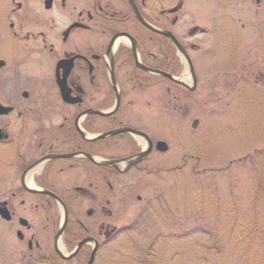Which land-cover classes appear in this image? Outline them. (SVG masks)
Listing matches in <instances>:
<instances>
[{
    "label": "flooded vegetation",
    "instance_id": "1",
    "mask_svg": "<svg viewBox=\"0 0 264 264\" xmlns=\"http://www.w3.org/2000/svg\"><path fill=\"white\" fill-rule=\"evenodd\" d=\"M211 12L209 0H0V260L98 264L119 233L115 176L147 158L109 165L144 143L112 132L147 135L131 92L178 86L154 73L178 79L176 46L194 71L189 40L208 35L195 19Z\"/></svg>",
    "mask_w": 264,
    "mask_h": 264
},
{
    "label": "rangeland",
    "instance_id": "2",
    "mask_svg": "<svg viewBox=\"0 0 264 264\" xmlns=\"http://www.w3.org/2000/svg\"><path fill=\"white\" fill-rule=\"evenodd\" d=\"M209 3L211 21L195 19L208 35L189 40L201 48L195 88L130 94L132 116L168 149L115 176L119 233L98 264H264V0ZM185 72L178 79L192 88ZM170 224L192 235L168 241Z\"/></svg>",
    "mask_w": 264,
    "mask_h": 264
},
{
    "label": "water",
    "instance_id": "3",
    "mask_svg": "<svg viewBox=\"0 0 264 264\" xmlns=\"http://www.w3.org/2000/svg\"><path fill=\"white\" fill-rule=\"evenodd\" d=\"M176 47H177V49L179 50L181 56L185 57L184 52L182 51V49H181L179 46H176ZM185 58H186V57H185ZM187 61H188V60H187ZM188 66H189V71H190V73L192 74V66L190 65L189 62H188ZM154 73L157 74V75H158V74H159V75H162V76H164V77H166V78H168V79H170V80H173V78H171V76H169V75H167V74H165V73H160V72H157V71H155ZM192 78H193V75H192ZM175 82L181 83V84H179V85H182V86L187 87L185 84H183V83L180 82V81H175ZM193 82H194V78H193ZM192 85H193L192 88H189V87H187V88H188L189 90L193 89L194 86H195V84H192ZM112 133H113V134H118V133H130L131 135H134V136H136V137H142V138L146 141V143H147V148H146L144 151H141V152L138 153L137 155L133 156L131 159L123 160V161H125V165H126V168H125V169H128L129 167H131V166L137 164L138 162H140V161H141L143 158H145V157L150 153V151H151V142H150V140L147 138V136L144 135V134H142V133H139V132H137V131H135V130H131V129H118V130H116V131H114V132H112ZM155 148H156V150L159 151V152H165V151L167 150V146H166V144H165L164 142H157V143L155 144ZM115 164H116V162H110V163H109V165H115ZM93 255H94V252L92 253L91 258L89 259V261H88L87 264H91L92 259H93Z\"/></svg>",
    "mask_w": 264,
    "mask_h": 264
},
{
    "label": "trees",
    "instance_id": "4",
    "mask_svg": "<svg viewBox=\"0 0 264 264\" xmlns=\"http://www.w3.org/2000/svg\"><path fill=\"white\" fill-rule=\"evenodd\" d=\"M180 224L183 225L182 223H180ZM173 227L175 228V225L174 226H172V224L167 225V229L172 231V232H170V235L168 237V241L173 240V239H171V234L179 237V239H187L188 237H190L192 235V233H188L187 230L186 231L184 230V232H181V233H178L177 230L176 231L171 230ZM160 235L158 238L161 237Z\"/></svg>",
    "mask_w": 264,
    "mask_h": 264
},
{
    "label": "bare ground",
    "instance_id": "5",
    "mask_svg": "<svg viewBox=\"0 0 264 264\" xmlns=\"http://www.w3.org/2000/svg\"><path fill=\"white\" fill-rule=\"evenodd\" d=\"M186 73V72H185ZM187 77H183V81L184 82H187V79H186Z\"/></svg>",
    "mask_w": 264,
    "mask_h": 264
}]
</instances>
